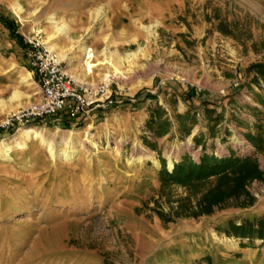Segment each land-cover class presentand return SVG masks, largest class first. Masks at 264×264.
Returning <instances> with one entry per match:
<instances>
[{
  "label": "rangeland",
  "instance_id": "obj_1",
  "mask_svg": "<svg viewBox=\"0 0 264 264\" xmlns=\"http://www.w3.org/2000/svg\"><path fill=\"white\" fill-rule=\"evenodd\" d=\"M0 15L15 32L0 25V55L25 69L0 73V124L40 99L23 40L37 32L49 50L52 22L68 32L54 35L49 50L65 76L82 91L104 86L112 102L87 119L0 128V264H264V242L224 233L231 221L264 219V147L245 139L264 120V77L252 68L264 65V0H0ZM83 44L92 53L86 65ZM63 53L87 82L66 74ZM180 92L194 98L184 102ZM215 100L211 129L203 103ZM189 107L198 114L193 125L184 121L186 136L177 116ZM25 129L51 142L54 158L39 139L21 138ZM203 154L253 157L263 180L246 185L251 199L185 217L196 199L161 185V159L170 172L182 157Z\"/></svg>",
  "mask_w": 264,
  "mask_h": 264
},
{
  "label": "trees",
  "instance_id": "obj_2",
  "mask_svg": "<svg viewBox=\"0 0 264 264\" xmlns=\"http://www.w3.org/2000/svg\"><path fill=\"white\" fill-rule=\"evenodd\" d=\"M0 25L4 28H11L14 34V27L10 25L3 16L0 15ZM13 27V29H12ZM17 39L18 37L15 36ZM256 70V74H260L264 77V65H255L252 67ZM179 96L184 102L192 101V97L189 92H180ZM204 118L207 121L214 122L210 127L211 129L216 126V121L220 115L216 114L214 106H217L215 101H204ZM264 107V102L261 103ZM209 106L213 107L210 109ZM159 109V108H158ZM189 107L187 113L188 116H177L181 129L184 135L190 134L191 127H185L184 121L190 120V124L195 123V117L198 112ZM157 112V110H155ZM156 113L150 115L148 125L154 123ZM68 121V120H67ZM40 123V122H37ZM167 121H160L158 128L163 129ZM61 126L64 129H68L69 125L64 121ZM257 134L253 135L248 133L246 135V141L258 150L264 147V120L261 121L255 127ZM159 131V130H158ZM155 134L159 135V132ZM193 140L198 144L201 140V136H195ZM161 169L159 172V179L163 187L170 185H178L182 188L188 189L192 196L196 199L195 205L186 208L185 217L198 218L204 215H209L213 212L215 207H221L230 198H240L244 196L247 199H251V196L246 191V185L253 181L263 180V174L259 170L256 160L253 157H247L240 159L233 155L228 157H217L215 155L203 154L198 162H195L189 156H184L182 159L173 165L172 170L169 172L166 168L165 160L161 159ZM198 196V199H197ZM183 202H190V198L183 199ZM180 208V207H179ZM181 209V208H180ZM181 213L180 211H178ZM160 216V215H159ZM161 217H163L161 215ZM228 228L224 231L227 237H233L240 240H247L249 244L255 241L264 242V219L255 218L253 220H244L240 224L235 222H229Z\"/></svg>",
  "mask_w": 264,
  "mask_h": 264
},
{
  "label": "built area",
  "instance_id": "obj_3",
  "mask_svg": "<svg viewBox=\"0 0 264 264\" xmlns=\"http://www.w3.org/2000/svg\"><path fill=\"white\" fill-rule=\"evenodd\" d=\"M23 44L30 67L38 79L40 99L6 115L0 124L1 129L9 130L37 122H60L63 117L71 121L87 119L91 112L112 105L108 95H105L107 90L104 86L83 91L75 87L55 56L44 47L39 33L33 32L25 37Z\"/></svg>",
  "mask_w": 264,
  "mask_h": 264
},
{
  "label": "bare ground",
  "instance_id": "obj_4",
  "mask_svg": "<svg viewBox=\"0 0 264 264\" xmlns=\"http://www.w3.org/2000/svg\"><path fill=\"white\" fill-rule=\"evenodd\" d=\"M14 9H15V12L17 13V15L20 17V15H22L24 13L22 7L20 5H15L14 6ZM102 18V15L98 12H96V16L94 18V22L100 20ZM53 24V27H54V33H52L51 35H49L47 37V40L45 41V44L48 45V49L51 51V52H55V47L54 45L52 44V40L55 39L54 35L55 36H59V35H67L68 32L65 30V27H58L57 26V23L56 22H52ZM49 33V32H48ZM50 34V33H49ZM80 51L82 53V56L83 58L86 57V60L84 61V65H86V62L92 57V53H91V50L88 48V46H86L85 44H83L82 46H80ZM106 51H103V54H105ZM57 56L60 58L61 56L59 54H57ZM108 76L106 75L105 78H107ZM22 83H24L25 81H28L29 79H25V77H22ZM21 97V94L19 91L15 90L12 94V98L11 99H19ZM71 133L68 132V135H70ZM20 137L23 138L25 137L26 139H39V142L41 144H45V146H47V152H48V155L52 158H54V155H55V152H54V149L52 148V143L51 142H46L44 139L41 138V136L36 133L33 129H25L22 131V133L20 134ZM63 141L65 140L62 139ZM85 140V139H84ZM69 142L66 141V144H68ZM15 146L18 147V148H21L24 146V144L20 143V142H15ZM10 148L7 147L6 148V151H8ZM72 150L70 148V145L68 144L67 147H66V150H63L61 152V155L63 156L64 160H69L71 157H72ZM172 168V163H169L168 165V169L171 170Z\"/></svg>",
  "mask_w": 264,
  "mask_h": 264
},
{
  "label": "crops",
  "instance_id": "obj_5",
  "mask_svg": "<svg viewBox=\"0 0 264 264\" xmlns=\"http://www.w3.org/2000/svg\"><path fill=\"white\" fill-rule=\"evenodd\" d=\"M14 39H15L14 40L15 43L19 44L18 42L19 40H17L16 38ZM62 59H63L62 61H64L63 68L66 74H68L69 76L76 77L79 80V82H81V80H83L84 82H87V80L83 78V75L80 73L81 70L78 64H74L72 59L67 57L64 53H63ZM18 69L25 70L24 68H20L14 55H10L7 58L0 55V73L9 74L11 72L17 71ZM19 77H25L23 71L19 73Z\"/></svg>",
  "mask_w": 264,
  "mask_h": 264
}]
</instances>
